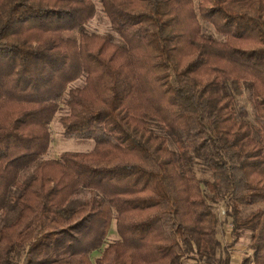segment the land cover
<instances>
[{
    "label": "trees",
    "instance_id": "1",
    "mask_svg": "<svg viewBox=\"0 0 264 264\" xmlns=\"http://www.w3.org/2000/svg\"><path fill=\"white\" fill-rule=\"evenodd\" d=\"M99 3L117 37L86 28L93 0H0V264H229L218 200L239 264H264V206L240 214L264 204V0ZM60 102L94 143L42 158Z\"/></svg>",
    "mask_w": 264,
    "mask_h": 264
},
{
    "label": "rangeland",
    "instance_id": "2",
    "mask_svg": "<svg viewBox=\"0 0 264 264\" xmlns=\"http://www.w3.org/2000/svg\"><path fill=\"white\" fill-rule=\"evenodd\" d=\"M195 3L197 0H193ZM95 5V14L94 16L86 23V28L89 31H95L98 33H112L115 37H117V34L112 31L110 27L109 20L102 10V7L99 3V0H93ZM203 27V31L205 33L212 34L213 36L219 38V35L216 34L213 27L204 22L200 21ZM83 83V75L80 76L76 81L72 82L69 86H77L82 85ZM60 108L55 113L54 118L49 124L50 133H51V141L49 144L48 149L44 154H42V158H56L59 156V154L63 151H88L93 146V139L91 138H84L79 136H65L63 134V128L60 123V117L61 115L65 114L67 112V107L60 102L59 103ZM235 110L238 118H243L248 121H253V113L251 110V105L249 103L248 97H247V91L245 88H242L241 92L236 95L235 99ZM153 128L162 134H166L163 128L159 127L158 125L154 124ZM169 145L171 147H174L172 142L169 141ZM192 169L194 175L199 178L200 180V187L203 192H207L206 187V181L212 180L211 172L206 168V166L202 163L201 160L195 159L192 163ZM84 194L87 192H83ZM263 203H257L250 206L241 207L240 214L241 216L247 215L249 212L255 210L256 208L263 207ZM212 211L214 212L217 223L215 226V235L216 238L219 241V246L217 248V252H221L223 250H227V253L229 254V264H234L235 260H238L240 262L241 258L247 254H249V249L247 247L248 240H249V231L245 230L243 231L241 237L239 238L237 243H234L233 245H228V242L230 241V218L225 215V212L222 214L221 209L224 210V205L222 200H218L216 202H211ZM225 211V210H224ZM9 213L2 214L0 213V225L9 220L10 218ZM117 234L115 231V225H114V218H112L110 227L107 231L106 238L104 241V244L100 247L99 250H94L91 252L90 256L91 258L97 256L100 251L102 250V247L110 241H113L117 239ZM184 264H197L194 259L188 258L184 259ZM238 262V263H239ZM202 264V263H200Z\"/></svg>",
    "mask_w": 264,
    "mask_h": 264
},
{
    "label": "crops",
    "instance_id": "3",
    "mask_svg": "<svg viewBox=\"0 0 264 264\" xmlns=\"http://www.w3.org/2000/svg\"><path fill=\"white\" fill-rule=\"evenodd\" d=\"M238 262H239L238 260H235V261H234V264H239Z\"/></svg>",
    "mask_w": 264,
    "mask_h": 264
},
{
    "label": "built area",
    "instance_id": "4",
    "mask_svg": "<svg viewBox=\"0 0 264 264\" xmlns=\"http://www.w3.org/2000/svg\"><path fill=\"white\" fill-rule=\"evenodd\" d=\"M221 213H222V214L224 213V210H223V209H221Z\"/></svg>",
    "mask_w": 264,
    "mask_h": 264
}]
</instances>
